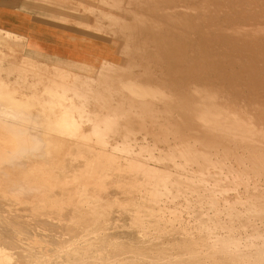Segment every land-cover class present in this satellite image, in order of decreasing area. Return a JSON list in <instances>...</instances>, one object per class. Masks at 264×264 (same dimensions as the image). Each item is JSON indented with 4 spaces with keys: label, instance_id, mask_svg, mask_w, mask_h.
I'll return each mask as SVG.
<instances>
[{
    "label": "bare ground",
    "instance_id": "1",
    "mask_svg": "<svg viewBox=\"0 0 264 264\" xmlns=\"http://www.w3.org/2000/svg\"><path fill=\"white\" fill-rule=\"evenodd\" d=\"M75 2L0 29V264H264V0Z\"/></svg>",
    "mask_w": 264,
    "mask_h": 264
},
{
    "label": "crops",
    "instance_id": "2",
    "mask_svg": "<svg viewBox=\"0 0 264 264\" xmlns=\"http://www.w3.org/2000/svg\"><path fill=\"white\" fill-rule=\"evenodd\" d=\"M47 9L41 16L43 11L37 0H0V29L25 37L35 47L48 46L49 37L57 34V28L48 23Z\"/></svg>",
    "mask_w": 264,
    "mask_h": 264
},
{
    "label": "rangeland",
    "instance_id": "3",
    "mask_svg": "<svg viewBox=\"0 0 264 264\" xmlns=\"http://www.w3.org/2000/svg\"><path fill=\"white\" fill-rule=\"evenodd\" d=\"M37 1L39 2V5L41 6L42 11H43L41 16L45 15L44 9L46 10L47 9L46 7L49 6L50 9L49 10L47 9V10H48V13H50V14L47 15L49 18V19H47V21H48V23H50L51 25H54L57 28V29H55V30H57V34L56 35H50L49 41H48L49 44H56V45H61V46H66V47H71V48H74V47L82 48L84 46L86 48V45H82V43H80V42L73 41L69 35H68L69 37L67 36V33L78 34L79 31L82 30V27L77 25L76 22L81 21V22H86L89 24L96 22V20H93L94 18L90 14H88L87 16L84 15L85 18L81 17V16H83L80 14L82 12L83 6L87 5L88 2L85 4H83L84 3L83 2L81 5H77L78 3H76L75 0H61L60 4L48 3V2H46V0H37ZM85 2H86V0H85ZM73 6H75V10L73 9L74 8ZM80 6L82 8H80ZM97 6L98 7L100 6L99 8H101V9L108 10V8H106L105 6L102 7L103 5L102 6L97 5ZM56 10H58V11H56ZM59 15L61 17L65 15L66 18H68L66 20L65 24L63 22H58V21L52 22L50 20V17H51V19H53V18L59 17ZM62 18H64V17H62ZM54 32H56V31H54ZM89 51L92 52V51H96V50L91 48ZM5 53L9 54L10 55V57H8L9 60H13V61H19L24 54H28L27 51H22V50H14L13 52L5 50ZM36 57L41 59V60H44L46 62H50V63L55 62V63L65 67V68H72V69L79 70V71L81 70V69L77 68L76 66H72L68 61L53 60V58L47 57L45 55L44 56L38 55ZM108 57H109V55H108Z\"/></svg>",
    "mask_w": 264,
    "mask_h": 264
}]
</instances>
